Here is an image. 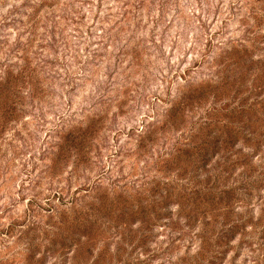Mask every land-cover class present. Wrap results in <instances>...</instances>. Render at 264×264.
Wrapping results in <instances>:
<instances>
[{"label": "rangeland", "instance_id": "374dc122", "mask_svg": "<svg viewBox=\"0 0 264 264\" xmlns=\"http://www.w3.org/2000/svg\"><path fill=\"white\" fill-rule=\"evenodd\" d=\"M0 264H264V0H0Z\"/></svg>", "mask_w": 264, "mask_h": 264}]
</instances>
